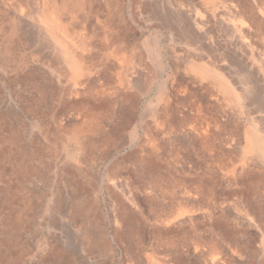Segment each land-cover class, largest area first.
Here are the masks:
<instances>
[{"label":"rangeland","instance_id":"374dc122","mask_svg":"<svg viewBox=\"0 0 264 264\" xmlns=\"http://www.w3.org/2000/svg\"><path fill=\"white\" fill-rule=\"evenodd\" d=\"M0 264H264V0H0Z\"/></svg>","mask_w":264,"mask_h":264},{"label":"crops","instance_id":"0c3cea01","mask_svg":"<svg viewBox=\"0 0 264 264\" xmlns=\"http://www.w3.org/2000/svg\"><path fill=\"white\" fill-rule=\"evenodd\" d=\"M249 12L251 13V11H249ZM204 53H207L206 55H204V57H206V58L214 57L213 55H209L208 52H204ZM196 56H198L197 57L198 59H202L203 58V53L200 54L199 52H197Z\"/></svg>","mask_w":264,"mask_h":264}]
</instances>
